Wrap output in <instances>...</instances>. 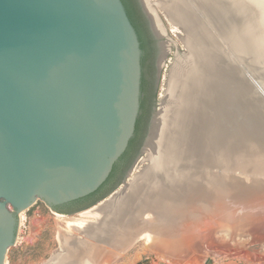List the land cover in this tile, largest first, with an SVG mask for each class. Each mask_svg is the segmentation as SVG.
Wrapping results in <instances>:
<instances>
[{
	"label": "water",
	"instance_id": "water-1",
	"mask_svg": "<svg viewBox=\"0 0 264 264\" xmlns=\"http://www.w3.org/2000/svg\"><path fill=\"white\" fill-rule=\"evenodd\" d=\"M149 1L160 47L148 75L147 106L154 107L141 152L171 85L155 108L158 67L166 57L160 61L162 39L184 54L156 11L159 0ZM140 56L121 0H0V264H6L21 212L37 201L57 212L55 207L90 194L107 178L134 132ZM129 180L96 205L112 201Z\"/></svg>",
	"mask_w": 264,
	"mask_h": 264
},
{
	"label": "rangeland",
	"instance_id": "rangeland-1",
	"mask_svg": "<svg viewBox=\"0 0 264 264\" xmlns=\"http://www.w3.org/2000/svg\"><path fill=\"white\" fill-rule=\"evenodd\" d=\"M162 1L159 0L160 6L155 7L156 11L169 31L168 36L184 54L178 55L174 44L166 38L162 39L163 54L160 55L163 57L166 54V57L164 60L161 57L160 61L163 62L158 67L155 108L170 81L167 98L169 115L168 120L161 124L162 137L158 160L153 166L155 169H152L157 178L151 180L150 187L164 191L167 197L176 198L178 202L183 200L182 197L179 198L183 191L197 189L199 201H203L202 219L194 221L189 226V237L179 252L174 249L158 250L150 245L143 234L145 237L140 236L125 250L117 252L112 259L102 260L98 264H135L147 257L157 258L150 264H218L242 254L264 253V209L244 221L240 220V223L235 220L230 224L226 219L229 215L234 216L244 213L247 209L252 210L254 205H263L264 208V162L257 164L256 161L264 158L260 156L264 155V48L260 46L258 39L256 43L252 42L255 41L256 35L250 37L251 43L248 41L249 36L243 32L239 33L236 39L225 40L221 37L220 40L219 35L210 28L212 32L209 31L213 33L215 41L218 39L221 44H219L221 48L216 50L218 53L220 50L222 55L220 72L222 77L216 80L215 75L220 67L215 55L201 48L199 41L200 44L193 40L191 43L188 41L185 26L175 19L176 16L167 13L170 0H166V3ZM196 11L198 14V10ZM200 18L202 19L201 15ZM179 25L186 32H183ZM158 29L163 32L160 26ZM248 42L252 46H249ZM209 48L214 49L211 45ZM190 49H195L196 55L200 54L198 64L196 56L189 53ZM188 55L193 56L191 64L187 62ZM224 63H227L226 67ZM210 69L212 74L208 75ZM206 79L209 82H206ZM188 85L190 87L186 89ZM176 87L177 93L174 92ZM190 89L195 93L194 96L199 97V109L195 107L192 109L195 111L194 114H200L196 118L198 123L191 122V114L188 117L185 115L190 106L187 105L188 100L184 101L182 94ZM216 92L218 96L215 95ZM184 108L186 109L183 114ZM190 123L192 128L189 127ZM179 130H183L182 133L185 134L180 142L177 141ZM217 131L219 132L216 133ZM230 145L232 150H229ZM150 165L152 161L147 158L146 152H140L124 181L133 180V175L143 172ZM198 174L200 178L193 177ZM95 206L71 214H61L37 201L19 215L14 243L6 253V264L45 263L52 252L61 250V243L57 238L59 232L77 235L67 222H72L74 218L84 220L85 224L95 221L94 216L84 213ZM228 210V216H225L226 213L222 212ZM149 216L147 212L142 217Z\"/></svg>",
	"mask_w": 264,
	"mask_h": 264
},
{
	"label": "bare ground",
	"instance_id": "bare-ground-1",
	"mask_svg": "<svg viewBox=\"0 0 264 264\" xmlns=\"http://www.w3.org/2000/svg\"><path fill=\"white\" fill-rule=\"evenodd\" d=\"M163 1L164 3H166V0ZM188 1L190 2L187 1L185 2V0H170L169 10L167 13L176 16L175 19L185 26V30L188 32L189 42L191 40L195 42L199 41L201 44L199 42L198 43L200 44L201 48H204L207 52L209 50L211 51L210 52L211 54L215 55V60L217 61L220 67L218 73H216L215 75L216 80L219 77L220 78L222 77L220 73L222 66V55L220 53V50L219 53L217 51L219 48H221L219 46L220 42L218 39L215 41V38L213 37V33H211L212 30L210 28H212L213 31H215V33L219 35L220 40L221 37H223V39L225 40L234 39V38L236 39L239 33L243 32L249 36L248 41L250 42V37L256 35L257 37L255 38V41L252 42L256 43V40L258 39L260 42L259 43L260 46L262 45L264 48V0H188ZM145 7L147 8V12L149 13V15L154 16V9L149 0L148 1L145 0ZM195 9L198 10L200 14L199 13L197 14V11ZM200 15L202 16V19L200 18ZM154 26H155V30L159 33V35L162 34V32H160V30L158 29L159 28L158 23H154ZM261 36L263 37V39ZM199 38H201V40ZM249 42L248 44L251 43ZM161 43L163 45L164 41H161ZM235 43L237 45V41ZM210 45L214 49L209 48ZM249 46L252 45L250 44ZM238 48L239 45L237 47V50H239ZM232 49L234 50L233 47ZM190 50L191 52L189 53L195 55L197 61L200 54L196 55L197 51H195V49L193 50L190 49ZM192 55L191 56L188 55L189 57L187 62H189L190 64L192 61L191 57H193ZM223 61L225 62V60ZM189 63L187 64L189 65ZM206 64H204L205 67ZM211 74L212 72L210 69L208 71V75ZM206 82H209V80L206 79ZM232 84L234 85V83ZM220 86L222 87V85ZM189 87H190L189 85L188 87L186 86V89ZM176 90L177 87L174 90L175 93H177ZM218 90L219 88L217 89V91ZM194 94L195 93H193L191 89L185 92V94H182V97L184 96V101L186 102V100H188L187 105L190 106L186 113H185L186 108H184V112L182 111V113L183 114L185 113L187 117L188 115L191 114L190 115L191 122L194 123L196 121V123H198V120L196 118L200 114L199 115L194 114L195 111L192 109L194 107L195 109L196 108L199 109V97L196 95L194 96ZM215 95L218 96L217 92ZM165 105H166L165 108H163L162 106V108H160V110L156 115V118L154 120L155 122H154L153 132L144 149V151L147 154V158L152 161V165L145 168L143 172L133 175L134 179L128 181L124 191L119 193L114 199L112 198L113 200L110 201L108 204L97 205L87 210V212H84L86 215L88 216L92 215L98 220L101 218L97 223L85 224V222H83L84 220L82 221L76 218L72 219V222H67V225L70 228H72L73 231L77 233V235L73 236L71 234L69 235L59 232L57 238L61 243V250L57 252L54 255L52 261L47 264H98L102 260L112 259L117 252L125 250L130 244H132V242L136 241V239L140 238V236L145 237V235L147 240H149L148 242H150V245L158 250L170 249L169 251H171L174 249L175 251L179 252V250L183 247L184 243L189 237V233H188V230L190 228L189 226L194 221L200 218L202 219L201 215H202L203 201L201 200L199 201L200 198L198 197V192H197L198 190L197 189L195 190L194 188L189 189L187 191H183L179 196V198L182 197L183 200H180V202H178L175 200L176 198H172L171 196L167 197L164 194V191L150 187L151 180L153 179L156 180L157 178V174H153L154 172L152 171V169H155V167L153 166L156 165L158 160L157 156L159 152L160 138L162 137L161 124L162 122L165 123L168 120L167 117L169 115V112L167 111L168 103ZM218 111L217 113L220 114ZM202 113H204V111ZM192 123H190V126L188 125L190 128H192L191 127ZM229 128H230L229 130H231V127ZM180 129H181V124H180ZM182 131L179 130L180 134L177 139L178 142H180L181 137L185 135L183 134L184 132L182 133ZM218 132L219 131H217L216 133ZM236 133L238 134V132ZM235 136L232 135L233 138H235ZM231 147L232 145L229 146V150L230 149L232 150ZM260 156H264V155L260 154ZM257 158L259 159V156ZM256 161L257 164H261L264 162V158L263 159L260 158L259 160ZM193 177L200 178L201 176L198 174V175H193ZM207 177H209V175ZM254 206L255 207L252 210L247 209L244 213L241 212L238 213V215L235 214L234 216L229 215V217L226 219L230 221L229 222L230 224L231 222L233 223L235 220H237L236 222L239 221L240 223V220L243 219L242 221H244V219H248L258 211H263L262 209H264L262 207L263 205L262 206L254 205ZM147 212L150 214V216L148 218L147 217L142 218L141 215L142 214L144 215V213ZM228 212L229 210L227 212L224 211L222 213L224 214L226 213L225 216H228L227 215Z\"/></svg>",
	"mask_w": 264,
	"mask_h": 264
},
{
	"label": "trees",
	"instance_id": "trees-1",
	"mask_svg": "<svg viewBox=\"0 0 264 264\" xmlns=\"http://www.w3.org/2000/svg\"><path fill=\"white\" fill-rule=\"evenodd\" d=\"M133 1L134 3H137V0H121L126 14L137 34V38L139 41V47L141 50V56H140V65H141V77H140V95H139V110H138V115L135 121V126H134V132L132 137L130 138L128 145L125 149V151L121 154V156L117 159V161L113 164L110 173L108 174L107 178L104 180V182L93 192H91L90 194L79 198V199H84V198H89L92 197L96 194H99L101 192V190L104 188V186L106 184H108L113 177H115L116 174H118L119 172H121V166H120V162H122V160H126L130 157V154L133 150L134 147H136V151L139 150L140 146L142 145L144 138L147 134V128L149 126V120L153 111V107H154V102L151 103V105H148V100H147V96H146V79H145V75H146V67H148L146 61L148 59V55H152V59L155 55L156 52V47H155V41L154 39H151V35L149 33V31H145V29H142L139 25L138 22V16L136 14V11L134 10V8L132 7L133 5ZM150 35V37H149ZM147 38V40H146ZM153 64V62H152ZM137 154V153H136ZM135 154V155H136ZM133 159V157H132ZM132 161V160H131ZM131 161L129 162L128 165L131 164ZM123 178V176H122ZM119 184L116 183V185ZM116 185L114 184V186L110 189L107 190L104 194L102 193L99 197H104L107 193H109V191H111L112 189H114L116 187Z\"/></svg>",
	"mask_w": 264,
	"mask_h": 264
},
{
	"label": "flooded vegetation",
	"instance_id": "flooded-vegetation-1",
	"mask_svg": "<svg viewBox=\"0 0 264 264\" xmlns=\"http://www.w3.org/2000/svg\"><path fill=\"white\" fill-rule=\"evenodd\" d=\"M132 7L136 11L140 27L142 29H145V31H146V29H147V31H149V33L151 35V39L152 40L154 39V41H155V47L159 48L160 47L159 39L156 38V36L154 35V32H153L152 27H151V22H150L149 16H148L146 10L144 9L141 1L137 0V3L136 2L134 3V1H133ZM150 35H149V37H150ZM146 40H147V38H146ZM146 63L148 65V67H146V75H145L146 90H147L146 96H147V100H148V92H149V88H150L149 87L150 84L148 81V75L150 74V70L152 68V55L151 56L148 55V59H147ZM147 102H149V101H147ZM149 122H150V120H149ZM147 130H148V128H147ZM141 147H142V145L140 146L139 150H137V151H136V147H134L131 154H130V157L126 160L123 159L122 162H120L121 172L116 174L115 177H113L112 180L104 186V188L101 190V192L99 194H96V195L89 197V198L76 199V200L61 204V205L55 207V211H57L59 213H63V214H71L74 212H78L80 210H85L87 208H90L91 206H95L96 204H98V202H100L103 198L107 197L112 191H114L118 187L122 186V183L124 182V177L128 173L130 166L132 165V163H133L134 159L136 158L138 152H141ZM132 157H133V159H132ZM130 161H131V164L128 165ZM122 176H123V178H122ZM118 181H119V184L116 185V183H118ZM114 184L116 185V187L114 189L109 191V193H107L104 197H99L102 193L104 194L107 190H110L114 186Z\"/></svg>",
	"mask_w": 264,
	"mask_h": 264
},
{
	"label": "crops",
	"instance_id": "crops-1",
	"mask_svg": "<svg viewBox=\"0 0 264 264\" xmlns=\"http://www.w3.org/2000/svg\"><path fill=\"white\" fill-rule=\"evenodd\" d=\"M218 264H264V253L253 252L250 254H242L219 262Z\"/></svg>",
	"mask_w": 264,
	"mask_h": 264
}]
</instances>
